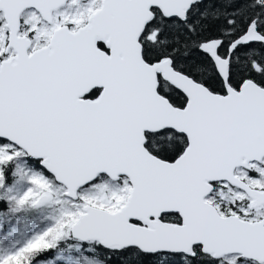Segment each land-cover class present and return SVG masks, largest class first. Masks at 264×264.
<instances>
[{"label": "snow or ice", "instance_id": "1", "mask_svg": "<svg viewBox=\"0 0 264 264\" xmlns=\"http://www.w3.org/2000/svg\"><path fill=\"white\" fill-rule=\"evenodd\" d=\"M51 204L0 264H264V0H0V219Z\"/></svg>", "mask_w": 264, "mask_h": 264}, {"label": "rangeland", "instance_id": "2", "mask_svg": "<svg viewBox=\"0 0 264 264\" xmlns=\"http://www.w3.org/2000/svg\"><path fill=\"white\" fill-rule=\"evenodd\" d=\"M21 166L25 167L24 162L21 161ZM20 191L23 192L28 185L23 184L18 186ZM63 197H61L62 199ZM60 205L51 204L44 205L42 207L34 208L37 210L36 216L33 219H24L18 214L14 217V221L10 223L8 228L11 231L12 228L17 229V231L11 235L7 232L0 234V252L3 251H14L13 245L17 247H22L28 240L33 236L42 233L48 228L52 227L55 223V218L60 215ZM33 209V208H26ZM59 212H56V211Z\"/></svg>", "mask_w": 264, "mask_h": 264}, {"label": "trees", "instance_id": "3", "mask_svg": "<svg viewBox=\"0 0 264 264\" xmlns=\"http://www.w3.org/2000/svg\"><path fill=\"white\" fill-rule=\"evenodd\" d=\"M24 165H25V167H28L25 163H24ZM36 212H37V210L33 208V209H28V210L25 209L24 211L19 212L17 214H18V216L28 220V219H33L36 216ZM56 212H59V211L57 210ZM13 221H14L13 216L5 217L3 219H0V226L9 228L10 223H12ZM63 247H65V248L62 252L58 251L55 255L51 256V264H60V258L68 255L69 251H74L76 248L79 247L78 241H75L73 239H68L64 242ZM85 247H87V246H85Z\"/></svg>", "mask_w": 264, "mask_h": 264}, {"label": "water", "instance_id": "4", "mask_svg": "<svg viewBox=\"0 0 264 264\" xmlns=\"http://www.w3.org/2000/svg\"><path fill=\"white\" fill-rule=\"evenodd\" d=\"M74 240V239H73ZM76 241V240H75Z\"/></svg>", "mask_w": 264, "mask_h": 264}]
</instances>
